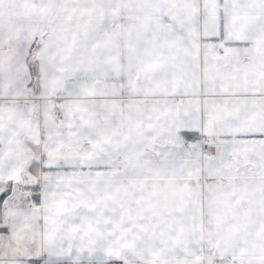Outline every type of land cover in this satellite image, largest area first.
Listing matches in <instances>:
<instances>
[{
	"label": "snow or ice",
	"instance_id": "1",
	"mask_svg": "<svg viewBox=\"0 0 264 264\" xmlns=\"http://www.w3.org/2000/svg\"><path fill=\"white\" fill-rule=\"evenodd\" d=\"M0 264H264V0H0Z\"/></svg>",
	"mask_w": 264,
	"mask_h": 264
}]
</instances>
